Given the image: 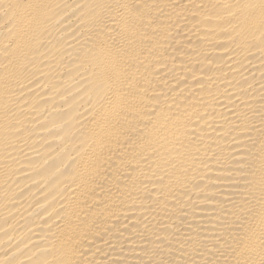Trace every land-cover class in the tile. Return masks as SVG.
<instances>
[{"label": "bare ground", "instance_id": "obj_1", "mask_svg": "<svg viewBox=\"0 0 264 264\" xmlns=\"http://www.w3.org/2000/svg\"><path fill=\"white\" fill-rule=\"evenodd\" d=\"M0 264H264V0H0Z\"/></svg>", "mask_w": 264, "mask_h": 264}]
</instances>
